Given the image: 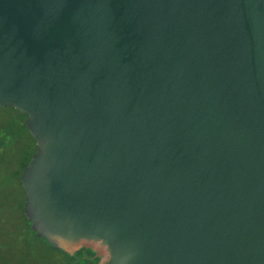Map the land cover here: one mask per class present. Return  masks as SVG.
I'll use <instances>...</instances> for the list:
<instances>
[{
	"label": "water",
	"instance_id": "95a60500",
	"mask_svg": "<svg viewBox=\"0 0 264 264\" xmlns=\"http://www.w3.org/2000/svg\"><path fill=\"white\" fill-rule=\"evenodd\" d=\"M0 106L53 248L264 264V0H0Z\"/></svg>",
	"mask_w": 264,
	"mask_h": 264
},
{
	"label": "rangeland",
	"instance_id": "374dc122",
	"mask_svg": "<svg viewBox=\"0 0 264 264\" xmlns=\"http://www.w3.org/2000/svg\"><path fill=\"white\" fill-rule=\"evenodd\" d=\"M10 111L15 112L12 109ZM18 118H20V115L16 113L14 119ZM20 132V135L18 132L15 135L21 139L19 141H27V147L21 143H13L9 149L11 153L3 157V160L0 158V162L2 163L3 161V166L0 167V174H2V177L5 178L10 186L16 187L17 191H14L16 194L20 193L23 198L24 191L18 183V178H20L21 171L24 168L23 165L26 163L31 150L35 149V143L23 127L20 129ZM13 138L16 137L13 136ZM9 210L12 211L14 209L9 207ZM10 211L7 212V215L11 217L3 223L4 231L0 233V264H85L81 258L83 251L75 255L57 253L58 259H60V262L57 263V260L53 257V253L47 249H43L36 239L29 238L33 233L25 231V228L22 226L24 218L13 219L15 213L12 214ZM19 224L20 226H17ZM57 254H54V256H57Z\"/></svg>",
	"mask_w": 264,
	"mask_h": 264
},
{
	"label": "trees",
	"instance_id": "16d2710c",
	"mask_svg": "<svg viewBox=\"0 0 264 264\" xmlns=\"http://www.w3.org/2000/svg\"><path fill=\"white\" fill-rule=\"evenodd\" d=\"M11 109L15 112L10 111ZM16 113H19L18 110H16L15 108H13L11 106L10 107L9 106H7V107L0 106V158H1V160H3V157H5L6 155H9V153H11V151L9 149L11 148L13 143H15V144L21 143V144H23V146L26 145V147H27V141H25L24 139H23L24 141H19L21 139L18 138L17 135H15L16 132H18L20 135V133H21L20 129L22 127L26 130L27 133H29L28 130L26 129L25 125H24V119H25L26 115H24V114L22 115L19 113L20 118L14 119V116H16ZM13 136H15L16 138H13ZM33 152H34V149L31 150V153H30L26 163L23 165V167L26 166V164L28 163V161L31 157V154ZM2 166H3V161H2V163L0 162V167H2ZM18 183L20 184V186L23 190V187H22L21 182H20V178H18ZM14 190L17 191L16 187L13 185L10 186L7 183V181L5 180V178L2 177V174H0V233H2L4 231L3 230V228H4L3 223L8 221L9 218L11 217L10 215H7V212L10 211L9 207H12L14 210H12L10 212H12V214L15 213L13 219L24 218V220L27 223V226L25 229L27 231H29L30 233H33L34 235H36V233L31 230L30 222L27 220V218L23 212L24 197L22 198L21 197L22 195L20 193L16 194V192ZM41 239H43V238H41ZM43 240L46 241L45 239H43ZM59 251L62 252L61 250H59ZM88 252H89V254H92L90 251H88Z\"/></svg>",
	"mask_w": 264,
	"mask_h": 264
},
{
	"label": "crops",
	"instance_id": "0c3cea01",
	"mask_svg": "<svg viewBox=\"0 0 264 264\" xmlns=\"http://www.w3.org/2000/svg\"><path fill=\"white\" fill-rule=\"evenodd\" d=\"M24 197H25V193H24ZM17 226H20V224L17 225ZM22 226H23L24 228H26L27 223H26L25 220L23 221ZM25 231H27V230L25 229ZM29 238L34 239V240L36 239V240L39 242V245H40L43 249H47L48 251H50L51 253H53V257H54L55 260H57V263L60 262V259H58L59 256H58L57 253H63V252H60L58 249L53 248V247L50 246L46 241H44L43 239H41L40 237H38V236H36V235H34V234H31ZM0 249H1V246H0ZM54 254H55V255L57 254V256H54ZM54 264H56V263H54Z\"/></svg>",
	"mask_w": 264,
	"mask_h": 264
},
{
	"label": "flooded vegetation",
	"instance_id": "af4514ba",
	"mask_svg": "<svg viewBox=\"0 0 264 264\" xmlns=\"http://www.w3.org/2000/svg\"><path fill=\"white\" fill-rule=\"evenodd\" d=\"M80 251H83L81 258L85 264H95L97 262V258L93 257V254H89V250L82 249Z\"/></svg>",
	"mask_w": 264,
	"mask_h": 264
}]
</instances>
